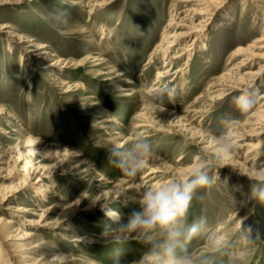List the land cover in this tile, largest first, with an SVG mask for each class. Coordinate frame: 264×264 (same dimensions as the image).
I'll list each match as a JSON object with an SVG mask.
<instances>
[{
    "label": "rangeland",
    "instance_id": "rangeland-1",
    "mask_svg": "<svg viewBox=\"0 0 264 264\" xmlns=\"http://www.w3.org/2000/svg\"><path fill=\"white\" fill-rule=\"evenodd\" d=\"M94 2L0 0V114L6 113L0 117V218L10 220L11 209L18 204L33 208L34 213L27 214L32 225L21 224L19 233L2 229L11 240L4 242L6 249L2 246L0 264L18 260L19 264H113L117 248L122 264H134L147 246L130 239L112 243L111 230L118 226L114 220L126 223L146 189L180 178L197 158L212 161L220 179L202 190L204 199L193 201L189 223L206 216L215 231L232 237L239 218L247 217L245 226L258 231L261 240L237 244L233 249L237 264H264V204L247 200L249 181L236 171L264 170V146H236L232 158L219 163L210 151L214 135L232 133L251 113L242 115L235 107L233 98L244 90L220 95L221 76L236 64L237 48L248 47L264 35V0H225L223 6L214 7L196 47L176 60L175 70L181 69V74L167 84L176 88L175 104H167L164 111L149 108L145 99L157 73L169 66L170 55L156 56L155 50L170 32L167 24L185 14L182 3L113 0L90 15L87 11ZM9 31L28 41L21 42ZM30 39L47 44L69 66L61 67L57 76L41 69L43 60L26 49ZM259 62L264 60L253 67L258 68ZM106 74L117 77L105 80ZM62 81L73 91L66 92ZM253 88L260 95L264 92V75L246 90ZM226 115L236 123L224 124ZM110 118L113 127L107 122ZM136 134L157 148L149 162L157 177L146 186L149 169L138 174L136 187L103 211L104 191H112L127 177L108 162L107 148L123 146ZM246 143L264 145V134L248 137ZM67 151L70 155L65 159ZM76 169L82 170L81 177ZM99 177L104 187L96 186ZM38 179L41 188L30 186ZM11 192L12 197L3 199ZM88 204L98 208L75 216L77 207ZM18 222H23L22 217ZM79 235L85 242L75 241ZM188 246L196 254L209 251L203 239ZM56 252L64 254L55 259Z\"/></svg>",
    "mask_w": 264,
    "mask_h": 264
},
{
    "label": "clouds",
    "instance_id": "clouds-1",
    "mask_svg": "<svg viewBox=\"0 0 264 264\" xmlns=\"http://www.w3.org/2000/svg\"><path fill=\"white\" fill-rule=\"evenodd\" d=\"M176 88L164 84L151 90L146 105L156 111H164L167 104H175ZM236 109L242 115L252 112L260 99L258 88H253L235 96ZM223 123L232 125L236 121L230 115ZM235 150L231 132L214 135L210 141V151L216 163L228 161ZM108 162L120 169L126 176L135 177L142 173L150 160L156 155V146L143 135L136 134L128 143L114 144L107 148ZM212 161L195 159L186 174L173 178L158 186L146 189L138 203L131 210L126 223L112 228L111 242L123 243L134 240L147 246L145 254L134 264H237L233 249L237 244L244 246L261 240L252 226H245L247 217L239 218V224L232 237L213 229L206 216H200L189 223L192 203L204 199L202 190L210 189L220 179L218 170L214 171ZM235 170V169H234ZM239 175L245 176L250 184L248 201L264 204V170H250ZM119 216L118 213H116ZM196 239L206 241L209 251L196 254L188 246ZM121 250H114L113 264H122ZM227 257V260L222 259ZM243 254L239 257L243 260Z\"/></svg>",
    "mask_w": 264,
    "mask_h": 264
},
{
    "label": "bare ground",
    "instance_id": "bare-ground-1",
    "mask_svg": "<svg viewBox=\"0 0 264 264\" xmlns=\"http://www.w3.org/2000/svg\"><path fill=\"white\" fill-rule=\"evenodd\" d=\"M179 1L182 3V7L184 8V11L183 10L182 11L185 12V14L180 18V21L177 22L173 18L172 21L167 24L170 32L169 33L167 32L165 37L161 39L162 41L160 42V44L157 46V49L155 50L156 56L168 57V55H170L169 59L167 60L168 61L167 64H169V66L166 67V69L159 71L157 73L155 83L152 85L150 91L154 90L155 88L160 87L161 85L170 84L174 80V77L176 78L177 76L181 74V71H182L181 69L175 70V63H177L176 60L180 59L186 53L189 54L192 51V49L196 47L199 41L198 36L202 34L203 33L202 31L206 29L205 27L208 21L211 19V14L213 13L214 7H216V5H219L221 7V5L223 6V2H225V0H179ZM112 2L113 0H95V2L93 3V7L89 9L87 12H89V14L92 15L95 13L97 8H100V7L105 8L108 5H111ZM182 7L180 6L179 8H182ZM2 26L11 27L8 24H2ZM180 27H184V30L179 31ZM9 33L11 34V36L13 35L19 38L21 42L28 41V40H25L26 36H22V35L19 36L15 31H9ZM29 41L30 42L28 46L26 47V49H28L29 53H32L35 57H37V59L43 60V62H41L42 63L41 69H45L47 70V72L51 73L53 76H57L59 72L61 71L60 70L61 67L69 66L68 65L69 61H65L62 59L63 57L61 58L60 56L53 54L47 44H38L33 39H30ZM176 47L178 50L175 51L174 54H172V51ZM234 55L237 60L236 64L231 68L230 71L227 70L228 72L221 76L222 82L224 83V87L221 89L222 91L220 92V95H224V96L229 95L236 90L246 91L247 88L254 86L257 83V81L261 78V76L264 75V62L263 63L259 62L260 65L258 64L259 65L258 68L253 67V64L256 63V61L264 60V35H262L260 38H258L254 43H252L248 47L237 48V50H235L234 52ZM52 56H55V57H52ZM244 68H249V69L245 70L244 72L243 71ZM107 75L108 74H106L105 80L111 81L117 77V76L108 77ZM118 75H121V73H119ZM65 83H66L65 81H62V84L64 86L67 85L66 88L68 89L66 90V92L73 91L71 86H68V84H65ZM259 101H260V104L258 108L256 107L257 110L251 112L246 118V120L244 121V123H242V126H240L239 128H236L231 133L234 138L235 147L241 146V145L256 146V147L264 146L263 144L254 145L251 143H246V141L248 140V137L254 138L257 135L264 134V92L261 93ZM94 105L88 106V108L89 107L91 108ZM4 114L6 113L2 112L0 114V117ZM107 122L109 123L110 126L112 127L114 126V123H113L114 118H110ZM2 129L4 130V128ZM127 139H129V137H127ZM69 155H70V152L67 151L64 153L63 156L65 159H67V157L69 158ZM245 161L249 162L251 160L246 159ZM148 169L149 171L146 172L147 175L145 176V180L143 181V184L144 185L146 184V186H148L149 184L152 185L154 180L157 177L156 169L154 167H151L149 164L143 172L145 173V171ZM76 170L78 171L77 175L81 177V173H83L82 170H79V169H76ZM135 177L127 176L125 179L121 180L119 184L114 187L112 191L105 190L104 193L107 194V198L104 200L105 202L101 204L100 208L103 211H108L112 207V205H114L115 201L118 199L117 197L120 196V194L128 193L130 190H132V188H135L136 187L134 185ZM102 180H103L102 177L95 179V181H98L96 186L104 187L105 182ZM23 181H26V180H23ZM13 182H14V179H13ZM32 182L33 181H30V186L34 185L37 188H41L42 186L41 184L43 183L42 179H38L34 183ZM12 192H15V191L12 190ZM12 192L10 194L6 193L3 199L6 200L12 197L13 195ZM46 192H48V190ZM112 193L114 194L112 195ZM44 200H46L45 197H44ZM95 207H97L96 204H88L86 206L81 205L77 207L75 216H80L82 213H91V211H93ZM32 210L33 208L26 206V205H20V204L15 205L11 209V211L13 212V215L10 220L0 218V232L3 233V230L8 229V230H11L12 232L19 233L21 224L32 225L33 219H27L28 218L27 214H32L33 213ZM110 215L113 216L114 219H116L114 212H111ZM18 217H22L23 222H18ZM0 235H1L0 236V257H2L3 255L2 251H4L2 250V246H4V249H6V245L8 244L7 243L5 244L4 242H6L7 239L8 241L11 240V236L4 235V233ZM12 237H14L12 240L23 239V238H19L15 236H12ZM75 241L83 243L85 242V238L79 235L78 237H76ZM15 245H19V244L15 243ZM63 254H64L63 252H60V253L56 252L54 255V258L58 259L59 257H62ZM12 256L16 257L15 254H12ZM12 262H15V261H12ZM16 264H19V260H18V263Z\"/></svg>",
    "mask_w": 264,
    "mask_h": 264
}]
</instances>
